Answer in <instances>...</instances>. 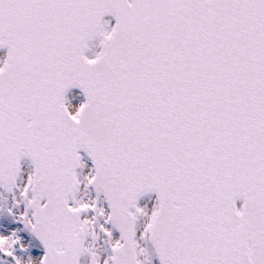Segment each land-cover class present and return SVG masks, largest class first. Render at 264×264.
Instances as JSON below:
<instances>
[{
	"label": "snow or ice",
	"instance_id": "obj_1",
	"mask_svg": "<svg viewBox=\"0 0 264 264\" xmlns=\"http://www.w3.org/2000/svg\"><path fill=\"white\" fill-rule=\"evenodd\" d=\"M0 264H264V0H0Z\"/></svg>",
	"mask_w": 264,
	"mask_h": 264
},
{
	"label": "bare ground",
	"instance_id": "obj_2",
	"mask_svg": "<svg viewBox=\"0 0 264 264\" xmlns=\"http://www.w3.org/2000/svg\"><path fill=\"white\" fill-rule=\"evenodd\" d=\"M0 55H2V53H0Z\"/></svg>",
	"mask_w": 264,
	"mask_h": 264
}]
</instances>
